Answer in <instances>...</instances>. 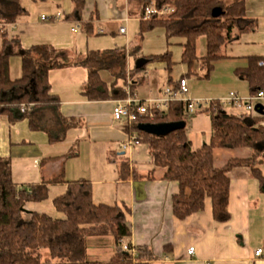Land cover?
<instances>
[{
    "label": "trees",
    "instance_id": "trees-1",
    "mask_svg": "<svg viewBox=\"0 0 264 264\" xmlns=\"http://www.w3.org/2000/svg\"><path fill=\"white\" fill-rule=\"evenodd\" d=\"M44 1V0H42ZM153 4L159 8L170 7L169 14L143 19L146 7ZM144 0L140 31L135 43L128 49L90 51L70 63L65 54L46 46L22 49L18 39L9 40L2 33L0 47V114L8 116L11 123L27 119L33 131L48 134L51 143L61 142L66 133L78 126L74 118L64 117L60 111L58 97L51 93L49 72L68 66L83 67L88 77L82 90L89 101L119 100L127 97L124 91L128 57L133 60V72L141 74L150 63H165L171 72L172 55L166 51L161 55H141L140 42L146 31L161 27L169 36L183 40L181 63L187 68L175 82L170 76L168 84L178 89L179 83L193 76L208 80L215 64L227 58L223 49L239 40L242 35L257 28L256 19L249 17L246 0ZM73 11L67 19L79 18L86 0H72ZM221 14L213 17L214 9ZM26 13L21 0H0V23L12 24ZM88 34H93L87 25ZM205 38V54L198 57L197 43ZM21 59V76L12 79L10 62L12 57ZM243 58V57H242ZM245 65L238 67L235 76L246 82L249 95L264 92V56H247ZM139 65H141L139 67ZM108 73L110 84L103 79ZM145 81L141 78L130 88L131 95ZM31 106L24 113L22 106ZM211 117L213 134L209 143L192 150L188 138L190 116L185 113V103L170 102L165 109L153 110L151 115L137 117L133 126H125L130 136L138 143L148 145L149 155L156 168L165 169L163 179L178 184V192L172 197V212L179 220L204 211L206 199L211 200L212 215L217 223L231 220L228 209L230 201V173L234 169L248 168L260 182L264 191V175L259 168L264 159V116L243 117L227 113L219 102L213 100L209 107L201 110ZM185 123L181 130L166 136H154L138 130L139 124ZM251 150L246 158H231L222 167H216L214 151ZM71 152L67 156H75ZM64 182L63 178L30 186L20 190L12 178L11 162L0 157V264H158L147 246L132 247L135 254L125 251L122 241L130 237L125 205L95 204L92 199V184L85 180L67 183L65 194L56 197L53 205L64 219L26 210L28 203H41L49 198L48 186ZM112 236L116 252L108 262L87 259L89 237ZM47 250L49 257L42 258Z\"/></svg>",
    "mask_w": 264,
    "mask_h": 264
},
{
    "label": "crops",
    "instance_id": "crops-1",
    "mask_svg": "<svg viewBox=\"0 0 264 264\" xmlns=\"http://www.w3.org/2000/svg\"><path fill=\"white\" fill-rule=\"evenodd\" d=\"M143 4L144 0H86L76 19H67L73 11L72 0H44L37 7L22 5L26 13L10 24L7 38L18 39L22 49H55L73 63L90 51L130 48L140 31ZM61 8L67 11L61 19L42 20V16L52 17ZM87 25L93 34L87 33ZM121 27L126 28L125 34L120 33ZM205 44V38L198 40V57L205 54ZM10 75L12 79L20 78L21 67L14 72L10 68ZM87 75V70L79 66L49 72L51 93L60 101V113L79 123L63 141L51 143L45 132L31 130L28 120L14 125L7 120L0 122V157L10 160L18 189L60 177L64 181L50 184L48 200L28 203L26 210L64 219L55 210L53 200L65 194L68 182L85 180L92 184L95 204L128 208L131 235L121 244L149 247L158 264H264V191L250 170L238 168L229 175V222L214 221L210 199H206L204 211L179 220L172 212V197L179 190L178 184L163 179L165 169L154 167L147 144L122 148L135 136L125 131V121L114 120V100L89 101L83 95ZM140 76L145 81L135 96L141 101L161 98L157 70H147ZM109 79L108 84L112 82L110 76ZM212 134L208 114L200 112L190 117L188 138L192 150L209 143ZM71 152L77 154L68 157ZM214 155L215 165L220 159L222 166L231 158H246L229 152L226 160L222 149H216ZM190 247H195L192 257L188 255ZM259 249L263 252L258 257L255 252ZM115 252L112 236L87 239L89 261L108 262Z\"/></svg>",
    "mask_w": 264,
    "mask_h": 264
},
{
    "label": "rangeland",
    "instance_id": "rangeland-1",
    "mask_svg": "<svg viewBox=\"0 0 264 264\" xmlns=\"http://www.w3.org/2000/svg\"><path fill=\"white\" fill-rule=\"evenodd\" d=\"M42 0H21V4L23 6H31L37 7L40 5ZM235 0H228L226 4H231ZM247 6V14L252 16V18L257 21V28L254 32L242 35L241 38L235 41L233 44L226 46L222 54L227 58L218 61L215 64V68L212 71L210 78L208 80H198L195 77L191 76L188 78V86H189V95L188 97H193L194 99L201 100H217L222 99L228 96L231 92L237 93L240 97L245 100L243 103H246V99L250 97L248 86L245 82L239 80L234 71L245 65V61L243 58L247 56H264V0H246ZM64 8V7H63ZM61 8L60 13L62 15L67 14L66 9ZM49 16V15H46ZM137 37V36H136ZM135 40V39H134ZM183 40L179 37L169 36L167 31L161 27L155 28L153 30H149L144 32L143 40L140 42L141 45V55L149 56V55H161L166 51L171 52V57L174 65H172V70L169 72L165 68V63L155 62L150 63L146 71L157 70L159 74V94L161 98H164L165 89L169 87L168 79L171 76L172 81L178 80L184 73L187 72V68L181 63V54L183 47L181 43ZM0 42V47H1ZM243 57V58H242ZM129 58V57H128ZM131 58H129V64L127 63V73H126V84H124V91L126 89L130 91L131 85L143 78L138 73L133 72V62H131ZM133 61V60H132ZM11 69L12 72L17 68L21 67V59L17 56L12 57L11 59ZM16 74L13 73V76ZM102 77L107 82L110 81L109 74L106 78V73H102ZM109 83V82H108ZM191 86V87H190ZM146 90V89H145ZM131 94V91L129 92ZM127 94V92H126ZM193 95V96H192ZM128 96V94H127ZM253 105L255 106L257 103H261L264 105V100H253ZM225 111L227 113H231L234 115H247L246 117H250V115L246 112L244 106L242 108L225 106ZM201 110L196 113H200ZM240 115V116H243ZM194 116V115H193ZM245 117V116H243ZM1 120H7L10 125H14L15 123H11L8 119V116L0 114V122ZM27 120V119H23ZM225 153L226 160L229 158L228 153L232 152L235 156L240 157H249L251 156V152L248 149H237V150H222ZM217 166H222L223 161L217 159ZM259 168L261 169L262 174L264 175V159H261L259 163ZM264 197V193L262 194ZM49 257L48 251L45 250L42 252L43 260Z\"/></svg>",
    "mask_w": 264,
    "mask_h": 264
},
{
    "label": "built area",
    "instance_id": "built-area-1",
    "mask_svg": "<svg viewBox=\"0 0 264 264\" xmlns=\"http://www.w3.org/2000/svg\"><path fill=\"white\" fill-rule=\"evenodd\" d=\"M173 9L170 7H157L153 3L145 8L144 10V16L143 19H149L151 17H162L170 12H172ZM62 18V13H56L52 17L42 16L43 21L47 20H59ZM11 30V25L8 23H0V42L2 41L1 35L3 32L8 34ZM120 33L125 34L126 28L121 27ZM259 66H264V63H259ZM126 92L128 96L124 99L115 100L114 107H113V117L116 121H125L127 125L133 126L136 123L137 117H143L146 115H151L153 110H161L165 109L167 105L172 101H180L185 103V113L188 116L194 115L197 111L203 110L206 107H209L211 102L213 100H201V99H191L188 97L189 94V86L186 80H182L179 83L178 89H173L172 87H168L165 89L164 98H154L150 97L148 100L141 101L139 100L135 95H131L127 89ZM264 100V92H260L257 95L250 96L246 99V103L244 104L243 101L244 98L240 97L237 93L231 92L228 96H226L223 99H219V102L223 107L225 106H231V107H238L242 108L244 106L246 112L251 116L259 115L255 111V106L253 105V100ZM264 106L263 104H261ZM31 107V106H30ZM29 106H22L21 112L24 113L27 111ZM243 115V114H240ZM243 116H247L246 114ZM132 144H138V141L136 138H132L127 144H124L122 146L123 149L127 148V146H130ZM123 249L125 251H131L133 254H135L134 249H130L128 245H122ZM262 250L259 249L255 252L256 256L262 255ZM195 254V247H190L188 250V255L193 256ZM209 264V263H207Z\"/></svg>",
    "mask_w": 264,
    "mask_h": 264
},
{
    "label": "water",
    "instance_id": "water-1",
    "mask_svg": "<svg viewBox=\"0 0 264 264\" xmlns=\"http://www.w3.org/2000/svg\"><path fill=\"white\" fill-rule=\"evenodd\" d=\"M221 14V9L216 8L213 10V17H218ZM141 65H139L140 67ZM255 111L259 115L264 116V106L258 104ZM185 127V123H162V124H139L138 130L154 136H166L175 131L181 130Z\"/></svg>",
    "mask_w": 264,
    "mask_h": 264
}]
</instances>
